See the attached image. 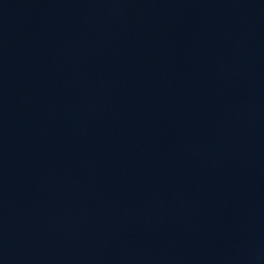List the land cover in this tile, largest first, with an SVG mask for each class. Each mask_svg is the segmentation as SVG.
I'll use <instances>...</instances> for the list:
<instances>
[{
    "label": "water",
    "instance_id": "1",
    "mask_svg": "<svg viewBox=\"0 0 264 264\" xmlns=\"http://www.w3.org/2000/svg\"><path fill=\"white\" fill-rule=\"evenodd\" d=\"M0 264H264V0H0Z\"/></svg>",
    "mask_w": 264,
    "mask_h": 264
}]
</instances>
